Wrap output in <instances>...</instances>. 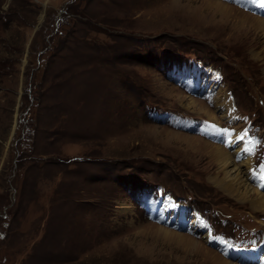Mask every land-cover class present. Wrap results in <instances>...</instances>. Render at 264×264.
I'll use <instances>...</instances> for the list:
<instances>
[{"label": "rangeland", "instance_id": "1", "mask_svg": "<svg viewBox=\"0 0 264 264\" xmlns=\"http://www.w3.org/2000/svg\"><path fill=\"white\" fill-rule=\"evenodd\" d=\"M263 1L0 0V264H264Z\"/></svg>", "mask_w": 264, "mask_h": 264}, {"label": "bare ground", "instance_id": "2", "mask_svg": "<svg viewBox=\"0 0 264 264\" xmlns=\"http://www.w3.org/2000/svg\"><path fill=\"white\" fill-rule=\"evenodd\" d=\"M255 18V24L257 26H262L264 30V19H260L259 17ZM238 22V27H246V22L243 19H239ZM191 100L192 101L190 102L193 103L194 99ZM230 103L228 110L230 111V115H232L234 114L235 107L233 108L232 104ZM165 142L166 144L173 145L177 149L184 148L186 151L206 152V156L210 157L212 162L220 161L222 167L224 168L219 171L218 175L214 179L210 177L211 184L215 185L218 190H222L240 201L249 202L254 208L264 205V190L261 188L262 183H257L256 179L253 177L252 161L250 160V157L247 159H242L239 162L236 161V158L234 157V155L239 156L242 154V152H244L240 150L241 148L234 150L235 154L231 155L230 152H228L230 150L224 149L219 145L207 141L205 149H202L199 148L198 143L192 141L188 135L174 131L167 132ZM197 224H199L198 220H196V225ZM206 236H208V233H206ZM230 251H232L231 253L234 255L237 250L231 249ZM238 254H243V251H238ZM256 256L259 257V254L255 252L253 258ZM247 259L249 263L254 261H251L252 257ZM219 264L238 263L221 258Z\"/></svg>", "mask_w": 264, "mask_h": 264}, {"label": "snow or ice", "instance_id": "3", "mask_svg": "<svg viewBox=\"0 0 264 264\" xmlns=\"http://www.w3.org/2000/svg\"><path fill=\"white\" fill-rule=\"evenodd\" d=\"M262 6H264V5H262Z\"/></svg>", "mask_w": 264, "mask_h": 264}]
</instances>
